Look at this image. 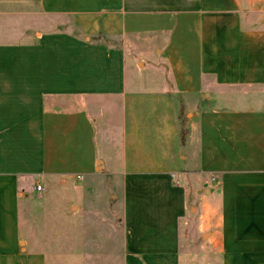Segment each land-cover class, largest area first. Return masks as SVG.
Returning a JSON list of instances; mask_svg holds the SVG:
<instances>
[{
	"label": "crops",
	"instance_id": "0c3cea01",
	"mask_svg": "<svg viewBox=\"0 0 264 264\" xmlns=\"http://www.w3.org/2000/svg\"><path fill=\"white\" fill-rule=\"evenodd\" d=\"M4 1L32 12L0 15V264H46L21 236V200L101 177L123 264H181L182 238L188 264H264V8Z\"/></svg>",
	"mask_w": 264,
	"mask_h": 264
},
{
	"label": "rangeland",
	"instance_id": "374dc122",
	"mask_svg": "<svg viewBox=\"0 0 264 264\" xmlns=\"http://www.w3.org/2000/svg\"><path fill=\"white\" fill-rule=\"evenodd\" d=\"M251 3L264 8V0H252ZM26 8L25 4L0 2V15L32 12L31 10L24 12ZM5 18L10 19L3 17L0 23H8ZM137 57L136 54L130 57L132 63ZM141 58L147 62L142 72V75L146 76L153 58L151 55ZM133 71V68L127 69V81L132 80ZM144 81L147 79L144 78ZM189 101L191 102L187 104L188 107L195 105L194 101L190 99ZM189 111V109L181 111L180 126L192 118V115L186 116ZM108 179L110 178L101 177L95 181L93 193L91 186L84 181L54 180L32 203L21 200L18 204L21 236L29 243V248L45 255L46 264H123L125 253L123 229L113 207L117 194L108 189L111 186ZM99 190L101 193H98ZM195 197L196 195L192 193L191 198ZM190 238L196 243H201L207 236L202 238L196 233ZM181 240V264H188L185 240L184 238ZM208 262L205 257L197 259L198 264Z\"/></svg>",
	"mask_w": 264,
	"mask_h": 264
},
{
	"label": "trees",
	"instance_id": "16d2710c",
	"mask_svg": "<svg viewBox=\"0 0 264 264\" xmlns=\"http://www.w3.org/2000/svg\"><path fill=\"white\" fill-rule=\"evenodd\" d=\"M180 136H181V139H183V137L185 136V131L182 128H181V131H180Z\"/></svg>",
	"mask_w": 264,
	"mask_h": 264
},
{
	"label": "built area",
	"instance_id": "2783aa9c",
	"mask_svg": "<svg viewBox=\"0 0 264 264\" xmlns=\"http://www.w3.org/2000/svg\"><path fill=\"white\" fill-rule=\"evenodd\" d=\"M37 191H39L40 190V187L39 186H36V188H35Z\"/></svg>",
	"mask_w": 264,
	"mask_h": 264
}]
</instances>
